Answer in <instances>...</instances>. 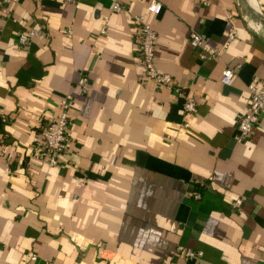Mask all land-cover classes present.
Masks as SVG:
<instances>
[{"label":"crops","instance_id":"crops-1","mask_svg":"<svg viewBox=\"0 0 264 264\" xmlns=\"http://www.w3.org/2000/svg\"><path fill=\"white\" fill-rule=\"evenodd\" d=\"M160 1L159 14L150 0H13L0 13V264H264V114L251 135L238 127L264 77V0ZM141 14L195 113L144 77ZM192 30L221 55L202 59ZM68 94L70 140L51 166L41 131Z\"/></svg>","mask_w":264,"mask_h":264},{"label":"built area","instance_id":"built-area-1","mask_svg":"<svg viewBox=\"0 0 264 264\" xmlns=\"http://www.w3.org/2000/svg\"><path fill=\"white\" fill-rule=\"evenodd\" d=\"M13 0H0V13L9 16L10 4ZM114 10L120 11L122 5L119 1L114 4ZM148 10L153 14H159L163 10V3L160 0H150L147 6ZM135 22L140 35L141 59L143 62L145 78L154 80L161 88L172 89L179 96L184 99V110L187 113H195L198 109V99L196 95L186 92L182 85L176 81L172 74L161 71L157 66L156 61V45L158 40V32L147 20L145 15H136ZM39 29H31L23 31L19 35V42L22 45L27 44L36 35H39ZM236 34V29H231L229 39H233ZM190 44L197 49H200V57L202 59H215L221 55V49L213 47L209 44L204 34L192 30L189 36ZM240 67V65H238ZM235 75V69L227 67L223 70L221 81L225 84L231 83ZM79 86L82 92H86L89 88L88 79L83 76L79 79ZM251 94V105L249 110L241 117L238 127L243 136H249L254 131L258 124L259 118L264 114V77L255 75L248 85ZM73 96L66 95L61 101L60 112L48 119V122L41 131L43 139V149L47 155L48 162L51 166L59 163L60 157L65 152L69 143V119L70 110L72 107ZM192 194L196 198L201 197V192L193 191ZM242 199L239 198L234 201V206H240ZM98 246H102L99 243ZM183 254L189 258H196L202 256V251H197L184 246L178 248ZM32 260H37V255L31 257Z\"/></svg>","mask_w":264,"mask_h":264},{"label":"water","instance_id":"water-1","mask_svg":"<svg viewBox=\"0 0 264 264\" xmlns=\"http://www.w3.org/2000/svg\"><path fill=\"white\" fill-rule=\"evenodd\" d=\"M247 10L249 11V13H253L249 7H247ZM259 25L264 27V20L259 21Z\"/></svg>","mask_w":264,"mask_h":264}]
</instances>
